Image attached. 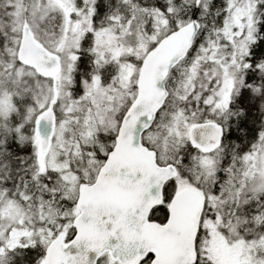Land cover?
<instances>
[{
	"label": "snow or ice",
	"instance_id": "6c2138e0",
	"mask_svg": "<svg viewBox=\"0 0 264 264\" xmlns=\"http://www.w3.org/2000/svg\"><path fill=\"white\" fill-rule=\"evenodd\" d=\"M0 264H264V0H0Z\"/></svg>",
	"mask_w": 264,
	"mask_h": 264
}]
</instances>
